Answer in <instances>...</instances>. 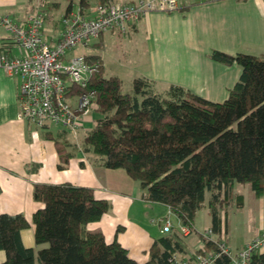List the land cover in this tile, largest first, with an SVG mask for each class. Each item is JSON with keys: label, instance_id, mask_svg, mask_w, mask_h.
<instances>
[{"label": "trees", "instance_id": "16d2710c", "mask_svg": "<svg viewBox=\"0 0 264 264\" xmlns=\"http://www.w3.org/2000/svg\"><path fill=\"white\" fill-rule=\"evenodd\" d=\"M95 1L109 0H65L64 14L76 7L89 12ZM43 2L47 18L60 6L57 0ZM100 57L91 56L94 61ZM210 57L242 68L221 102L179 85L157 92L154 81L142 76L125 91L123 79L108 75L101 65L86 88H75L95 91L101 115L82 140L71 139L67 130H45L55 142L59 169H67L82 150L99 166L126 170L146 200L167 204L192 230L197 213L207 206L213 235L226 237L230 203L240 208L245 203L235 185L250 184L255 195L264 197V58L218 50ZM33 195L42 205L32 220L36 246L23 243L21 231L30 226L23 214L0 212V250L6 254L0 264H139L117 239L108 242L89 228L112 207L92 187L36 183ZM207 244L218 250L215 242ZM184 251L183 235H165L153 243L146 264H173V255ZM214 264L232 261L222 253ZM249 264H264V251L253 254Z\"/></svg>", "mask_w": 264, "mask_h": 264}, {"label": "crops", "instance_id": "0c3cea01", "mask_svg": "<svg viewBox=\"0 0 264 264\" xmlns=\"http://www.w3.org/2000/svg\"><path fill=\"white\" fill-rule=\"evenodd\" d=\"M36 3L0 0V212L23 214L27 218L30 226L21 231L22 240L26 247L35 248L32 220L35 211L42 205L34 199V185L71 182L92 187L95 196L108 200L112 207L99 221L90 223L89 228L102 232L108 242L117 239L132 258L139 264H146L157 239L173 233L183 235L177 214L165 203L146 200L140 184L126 170L99 166L93 155L82 150L71 159L67 169H59L54 140L47 137L45 130L37 129L29 121L18 117L21 78L8 75L2 61L5 56H19L24 51L13 43L1 18L10 15L23 22L38 8ZM96 3L98 1L92 6ZM180 4L177 11L145 14L129 25L126 34L115 30L104 32L88 49L75 52L91 57L98 56L101 50L102 63L108 75L123 79L125 73L131 71V75L154 81L157 92L179 85L221 102L238 81L242 68L237 63L226 65L215 61L210 52L248 53L264 58V0H180ZM64 12L65 9L55 19L52 27V30L55 27V32L45 24L44 36L47 40L60 32ZM47 30L53 33L45 34ZM109 59L118 63L114 70L112 65H108ZM99 117L100 113L95 112L90 119L87 118L86 129H91ZM251 204L258 224L239 241L229 239L228 212L225 213V240L235 251L264 231V197H258L253 192ZM199 218L202 222L197 224ZM162 219H170L171 231H162ZM211 224L210 210L205 206L197 213L192 232L183 235V257L193 256L203 247L201 233ZM219 237L215 234L214 239ZM205 248V253L215 249L208 244ZM5 258V252L0 250V263Z\"/></svg>", "mask_w": 264, "mask_h": 264}, {"label": "built area", "instance_id": "2783aa9c", "mask_svg": "<svg viewBox=\"0 0 264 264\" xmlns=\"http://www.w3.org/2000/svg\"><path fill=\"white\" fill-rule=\"evenodd\" d=\"M180 7V0H109L96 3L89 12L76 7L61 17L62 28L50 41L44 36L46 14L43 4L40 3L23 22L10 15L3 16L1 22L10 32L13 43L24 51L19 56H5L2 61L8 75L21 78L19 119L29 121L37 129L54 127L77 134L96 99V93H76L75 88H86L100 64L92 61L90 56L75 51L88 49L107 31L126 34L132 22L149 12H173ZM162 221V231H171L170 219ZM180 231L188 235L192 229L181 223ZM201 234L207 238L206 241H213L211 227ZM215 243L217 251L205 253L204 247L195 251V264H214L222 253L231 258L232 264H249L253 254L264 251V233L236 252L230 250L224 236ZM172 263L193 262L176 253Z\"/></svg>", "mask_w": 264, "mask_h": 264}, {"label": "rangeland", "instance_id": "374dc122", "mask_svg": "<svg viewBox=\"0 0 264 264\" xmlns=\"http://www.w3.org/2000/svg\"><path fill=\"white\" fill-rule=\"evenodd\" d=\"M43 1L44 0H36V2H37L36 4L37 5L40 4V3L45 4ZM48 1H49V3H51L54 0H46V2H48ZM57 1L60 2L59 8L57 10L49 11V17L45 21V24L47 23L49 25V28H51V30H52V27L55 24V19L57 17H60V15L62 14V12L64 11L65 6H66L65 0H57ZM51 22H52V25L50 24ZM51 30H47L45 32V34L55 32V27L52 30L53 32ZM98 54L100 56H102V51L99 50ZM92 61H94V60L92 59ZM94 62H99L100 67H101V65L103 66V63H102L103 61H102L101 57L98 60L94 61ZM108 63H107L108 65H112L113 66V67H111V68H113V70L117 67V64H118L116 61H114V59H109ZM126 64H128V63H126ZM100 67H99V69H100ZM125 74L126 75L123 76L124 77L123 78L124 89H125V91H130L131 88H132L133 79L138 77L139 75H131V74H133L131 71L126 72ZM75 92L78 93L76 90H75ZM95 112L98 113V102H97V99H95V101L93 102L91 107H89V111L86 114L85 121L83 122V125H82L81 129L77 132V134H70L69 135L73 140H76V141H81L82 140L85 132L88 130V129H86L87 118L90 119L89 117H91V115L93 113H95ZM235 190H237L238 193H243L244 194L245 206L240 208V207L237 206V203L235 201L234 202L232 201L230 203L229 207H228L229 239H231L232 241H239L240 239L244 238L245 233L247 231H251V228L255 227L258 224V218H257V214L252 209V204L251 203L253 201V191L251 189V185L250 184L237 183L235 185ZM201 222H202L201 218L197 219V224L201 223ZM263 233H264V231L258 233L252 239L260 237ZM214 236L215 235H212L213 242H218L223 237L221 235L217 240H215ZM202 237H203V240H204V242H203L204 245H202V246L205 248V245L207 244V241H206L207 238L205 239L203 235H202ZM252 239H250L249 241H251ZM249 241H247V242H249ZM247 242L245 244H247ZM245 244L243 246H245ZM227 246H229V245L227 244ZM230 250L236 252L235 250H233L231 248H230ZM187 258L190 259L193 262L192 264H195V256L194 255L193 256H187Z\"/></svg>", "mask_w": 264, "mask_h": 264}]
</instances>
